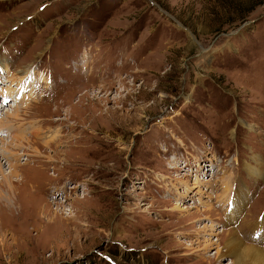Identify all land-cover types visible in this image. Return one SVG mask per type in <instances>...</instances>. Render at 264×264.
<instances>
[{
	"label": "rangeland",
	"instance_id": "374dc122",
	"mask_svg": "<svg viewBox=\"0 0 264 264\" xmlns=\"http://www.w3.org/2000/svg\"><path fill=\"white\" fill-rule=\"evenodd\" d=\"M0 60L34 66L0 136L26 137L1 159L27 180L0 264H231L232 229L264 247V0H0Z\"/></svg>",
	"mask_w": 264,
	"mask_h": 264
},
{
	"label": "bare ground",
	"instance_id": "6f19581e",
	"mask_svg": "<svg viewBox=\"0 0 264 264\" xmlns=\"http://www.w3.org/2000/svg\"><path fill=\"white\" fill-rule=\"evenodd\" d=\"M11 70H12L11 65L10 64L8 65L7 61L0 60V97L3 96L2 100H4V103L2 106L3 108H0V110H4V112H5V115L3 118L0 116V136L4 135L5 133L11 132L10 123L12 122V120L13 121H19V120H17L18 116H19V113H18L19 112V109H18L19 104L21 103V105L22 104L24 105V102H26V100L33 97L30 94L25 96L24 91H27V89H29V87H31V85L27 81H29V80L32 81V79H34V76H33L34 75V66L30 65L29 67H27V69L20 70V71L18 69H16V74L18 72L22 73V75L19 76V78H13V77H16V75L13 74V72H11ZM6 74H8L7 77L5 78L6 85L2 86L1 79L4 78L5 77L4 75H6ZM7 85H9L8 88H5ZM30 91H31V89H30ZM33 93H34V91H33ZM4 96H7V98ZM7 99H9V102ZM12 102H13V104H12ZM33 102H35V101H33ZM8 103L12 104V107L15 109V111H10V110L7 111ZM36 105H38V104H36ZM10 137H11V135H10ZM25 138L26 137H23V136H15V137H12L10 140L8 138H7V140L1 139V142H0V206L5 208L9 212H11V210L14 211L16 209H19L22 212V209H21L22 207L20 205L23 202L21 201V203H20V200H19L18 186L24 185L25 181H27V180H26V177L24 176V174H22V172L16 170L17 167L19 168L20 166H8V165L5 166V164H2L1 157L6 156V153L11 154L12 153L10 151L11 149L16 150V149L22 148V145L25 141L24 140ZM14 182L17 183L18 185H15ZM32 189H33V187H32ZM178 207H179V205H178ZM236 208H239V206ZM236 208H235V210H236ZM183 209L184 208H182V210ZM232 211L233 210H231L229 212L230 215H232ZM237 215H239V214L238 213L233 214L232 217H230V220L228 219V221L230 223L233 222ZM262 219H260L259 222H255V225H252L254 227L251 228V231H250L251 234L255 235L254 240H256V235L257 236L260 235V239H259L260 243H262L264 241V226H263L264 220H262ZM238 222H239V220H238ZM222 231H224V230H222ZM234 232L235 233L237 232V233L235 234ZM254 233H256V234H254ZM249 235H250V233H249ZM243 236L246 237V235L241 234V232L239 230L235 231L232 229V230H229V232L227 233V237L226 238L224 237L225 239L222 241L223 243L219 239L217 241H215V243H217V246L222 245L223 248L226 249V252H228L230 254V257L232 259L231 264H264V247H263V245H262V248L261 247L259 248L256 244H250L249 245L247 243V241L243 239ZM255 242H258V241L256 240ZM212 244H214V242L210 243L209 245H212ZM217 252H219V251H217ZM217 254H219V253H217ZM226 255H227V253H226Z\"/></svg>",
	"mask_w": 264,
	"mask_h": 264
}]
</instances>
